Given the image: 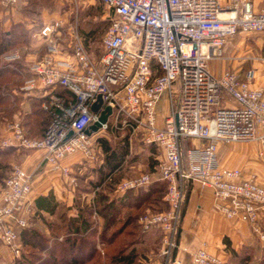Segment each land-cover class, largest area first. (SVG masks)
I'll use <instances>...</instances> for the list:
<instances>
[{
    "label": "built area",
    "instance_id": "obj_1",
    "mask_svg": "<svg viewBox=\"0 0 264 264\" xmlns=\"http://www.w3.org/2000/svg\"><path fill=\"white\" fill-rule=\"evenodd\" d=\"M102 1L109 23L97 59L82 33L61 17L36 32L46 41L45 51L29 64L24 92L42 98L50 121L41 136H30L22 124L12 123L3 145L42 149V164L59 169L75 187V165L65 164L66 156L80 153L84 161H97L98 137L116 128L131 135L142 129L146 142L164 148L163 155L153 171L120 180L115 191L123 194L166 181L168 208H149L138 218L143 231H162V246L149 258L179 263L174 250L187 193L195 183L213 190L219 212L247 221L264 238V183L255 171L223 165L218 154L221 142L257 140L262 144L258 156L264 160V87L254 82L253 69L242 73L227 68L217 75L208 66L209 60L222 57L228 37L264 32V6L254 9L253 0ZM19 2L0 0V8L13 10ZM58 87L71 95L57 92ZM163 94L168 110L159 124ZM99 97L95 111L92 105ZM106 105L112 107L107 120L88 133ZM34 173L15 164L0 184V246L15 256L23 247L20 229L36 214L29 201ZM191 255L194 264H225L205 247Z\"/></svg>",
    "mask_w": 264,
    "mask_h": 264
},
{
    "label": "rangeland",
    "instance_id": "obj_2",
    "mask_svg": "<svg viewBox=\"0 0 264 264\" xmlns=\"http://www.w3.org/2000/svg\"><path fill=\"white\" fill-rule=\"evenodd\" d=\"M34 1H36V5ZM221 1L225 3V0ZM17 6L20 9L15 8L13 10H6L0 8V41L5 31L7 34V31L9 33V31L14 28L20 29V27H18L20 25L23 27L26 26L29 30L28 35H22L26 38L20 39V41H17L14 45H9L0 53V182L3 181V178H7L10 175L15 164L20 163L18 153L28 150L25 147H16L17 149L14 148L9 152V156H5L6 152H3V150L5 151L8 146H4L2 141L6 138L8 133L11 132L9 128L10 125L19 122L28 135H30L29 133L33 135L40 133L39 126L42 124V116H40V114L37 115L35 112L37 108H42V98L39 97L36 99V96H33V94L24 92L25 81L30 77L29 64L35 58L41 56L45 51L46 41L38 37L36 32L46 21L55 17H61L66 24H72L73 27L82 33L83 37L88 29L95 27V36L93 38L91 37L88 41L89 46H87L97 59L103 50L102 37L107 27L105 21L108 19V9L101 0H22V3L20 4L19 2ZM256 54L264 57V32H239L235 36L227 38L223 45L222 57L209 60L208 66L217 75H220L221 72L227 68L238 69L242 73H245L248 69H253L256 76L259 77V81L264 83V60L261 59L260 61H256L255 59L249 58L250 55ZM235 56L237 57L234 58ZM109 132L110 133L107 134L109 136V143L112 147H117L118 149L122 147H119V145L122 144V138L130 137L129 155L123 163L121 170L118 172L119 177H117L116 180L134 177L141 172L150 171L153 167L155 156L158 155L159 151L155 149L152 143L146 142L142 129H138L132 135L131 133L129 134L127 130L121 128L111 129ZM78 160L81 161L77 163L78 167H74V171L77 173L74 185L78 190H82L80 194L83 195L81 198H84V201L89 199L90 203L94 204L96 195L91 183L97 179L96 176H92V174H95V167L94 165H87V168H83L80 171L81 167H79V165H83L85 161L82 157ZM91 162L92 161H90V163ZM95 163L96 165L98 164L97 162ZM110 182L112 183L113 181L111 180ZM110 186L111 188L113 187V185ZM105 189L109 190V187H105ZM84 192L85 194H83ZM156 204L160 207L162 206L160 202H156ZM149 208L148 206L143 207L141 210L134 211V214L138 215ZM129 212V209H124L117 220L119 222L113 225L114 228L111 226L107 229V233L114 229L118 231L114 242L108 243L107 237L109 234L106 233L105 236H102L103 227H100V223L97 222L99 221V212L98 210H94L92 219L96 225V233L92 235L93 239H96L98 254H96L95 259L87 264H124V262H120V260L111 261L110 256L117 251L119 247L124 248V245L129 243L130 239L133 238V235L125 233L130 226L125 227V222H123ZM263 218L264 217H262V219ZM33 220L34 217L30 219V225L33 224ZM45 221L49 220L46 219ZM260 223L264 231V221H260ZM38 229L44 235L50 234L40 227L37 228V230ZM102 237H104L105 240L102 239ZM154 239L153 242L150 241L146 244H137L135 249L140 251V255H144V253L151 248L157 249L159 246L158 237L155 236ZM261 241L262 247L259 244L257 246V250L259 251H255L253 254H249L247 258H244L245 264H264V238H262ZM39 242L44 245V248L37 245L31 247L24 242L25 245L23 243L22 252L19 256H15V254L9 250L13 257V264H16V260L23 256H27L25 257L26 264H52L50 260L51 253L49 254V252L45 250V245L49 243L43 236H40ZM128 251H130V248H127L126 252ZM0 252V264H12V261L7 259L8 257L4 258L1 246ZM59 252L58 250L57 253L60 254ZM34 253H38V259L33 260V256L36 255H32Z\"/></svg>",
    "mask_w": 264,
    "mask_h": 264
},
{
    "label": "crops",
    "instance_id": "obj_3",
    "mask_svg": "<svg viewBox=\"0 0 264 264\" xmlns=\"http://www.w3.org/2000/svg\"><path fill=\"white\" fill-rule=\"evenodd\" d=\"M21 3L22 0H20ZM253 6L256 10L262 8L264 0H253ZM249 57L256 61H260L261 58L257 54L250 55ZM253 73L254 82L264 87V83L259 81L260 79L256 76L254 70ZM227 104L231 105L233 102L227 101ZM167 110L168 99L166 94H163L160 98L157 111L159 124H162ZM106 138L109 139V136L107 135ZM193 142L195 144L200 143L197 139L193 140ZM261 146V142L257 140L221 142L219 143L218 154L223 165L239 166L255 171L259 181L264 183V160L258 156ZM158 149L160 150L158 156L163 155L164 148L158 145ZM98 152L100 151L98 150ZM43 154L44 151L42 149H28L25 152H19L18 157H20L21 164H18L26 169L35 171L32 188L29 193V201L38 212H36V216L34 215L31 226L34 228L40 227L45 232L50 233L49 225L56 227L58 222L61 221L60 227H64L66 223L65 216H77L78 209L74 203L76 199V186L74 187L69 182V179L62 175L59 169L44 166L41 162ZM80 157H82L80 153L68 155L64 158L63 162L76 166L82 160H78ZM95 162L97 161L91 163L90 161H85L83 165H79L81 167L80 171L83 168H87V165L95 166ZM73 174L76 177L77 173ZM92 176H95V174H92ZM114 195H122V193L116 191L110 192L111 197ZM41 196L45 197V199L39 201L43 206L38 202V198ZM56 205V210L51 212V208ZM98 217L99 221L97 222L102 227L105 218L100 213ZM46 219L49 221H45ZM261 221H264V218ZM145 234V240L140 244L153 242L156 235L153 232ZM258 244L262 247L261 239L254 234L251 225L247 221L229 218L215 208L213 190L210 187L195 183L189 188L180 223L178 246L174 253V257H177L179 260L178 264H194L191 253L199 247H205L209 252L221 257L227 264H245L243 258H247L249 254L251 255L255 251H259L257 250ZM151 250L155 249L151 248L149 251ZM1 251L4 254V258L8 257L7 259H10L13 264V257L9 249L2 245ZM159 259L156 256L148 257L145 264H159Z\"/></svg>",
    "mask_w": 264,
    "mask_h": 264
},
{
    "label": "trees",
    "instance_id": "obj_4",
    "mask_svg": "<svg viewBox=\"0 0 264 264\" xmlns=\"http://www.w3.org/2000/svg\"><path fill=\"white\" fill-rule=\"evenodd\" d=\"M35 2L36 1H34V4ZM17 8L20 9L18 6ZM105 22L108 26L109 19H107ZM18 27H20V29L14 28L10 30L9 33L7 31V34L5 31L3 36H1L0 53L9 45H14L17 43V41L19 42L20 39L26 38L23 36L28 35V28L26 26L23 27L22 25ZM95 31L96 28L94 27L88 29L85 32L84 40H86L85 43L88 46V41L91 39V37L93 38L95 36ZM56 90L61 94L68 96L71 95V92L65 88L58 87ZM35 98L37 99L39 97L36 96ZM35 113L42 116V124L40 123L41 125L39 126L40 133L34 135L31 133L29 134L32 136H41L50 121V115L41 107H39V109L37 108V111ZM129 139L130 137L122 138V144L119 145V147H122L118 149L117 147H112L106 137H98V142L101 145V150L99 153L101 154H99V158L97 160L98 164L94 166L95 176L97 179L94 180L93 183H91V185L94 187L93 191L96 195L95 203H90L88 199L84 201V198H81V196L83 195L80 194L82 190L80 191L76 187V199L74 203L76 208L78 209L77 216H65L66 223L64 227L59 226L61 221L58 222V225L56 227H51V225H49L51 231L48 235H44L39 229L37 230V228L32 227L30 225L31 223H29L26 227L20 229L19 231L22 244L25 242L31 247L37 245L44 248V245L39 242L40 236H43L49 243L45 245V250L46 252L48 251L49 254L51 253L50 260L52 264H87L95 259L96 254H98V250L96 248V239H93L92 235L96 233V225L94 224V220L92 219V213L94 212V210H98V212L105 218V221H103L102 224V236H105V234L107 233V229L111 226L114 228L113 225L119 222L117 220L119 219V215L122 213V211L124 209H129L130 212L126 215V219L123 222H125V227L130 226L125 233L133 235V238L130 239L129 243H126L124 245V248L119 247V249L110 256L111 261L120 260V262L123 261L124 264H145L146 258L153 255V253H157L162 246V231L156 227H152L147 231H143L138 218L139 215L144 211H142L138 215H135L134 211L141 210L146 206L150 207V209L154 211L167 209L168 203L165 199L166 181L155 180L147 185L139 187L137 190L131 188L125 191V193H123L122 195H114L113 197L110 196V192L115 191L116 185L120 181L119 179L116 180V178L119 177L118 172L121 170L123 163L126 161L129 155ZM152 144L160 153L158 146L155 143ZM14 148L15 147H7L5 151L3 150V152H6L5 156H9V152ZM157 157L158 155L155 156V161H153V167L150 169V171L154 170V167L158 161ZM75 167L78 166L76 165ZM4 180L5 178H3L2 182H4ZM111 180L113 181L112 183L110 182ZM2 182H0V184ZM110 185H113V187L111 188ZM105 187H109V190L105 189ZM41 199H45V197H39L38 202L41 201ZM156 202H160L162 206H158ZM39 203L41 206H43L41 202ZM56 207L57 205L51 208V212H54L56 210ZM36 212L38 211L36 210ZM117 232L118 231L114 229L111 232L107 233L109 234L107 237L108 243L114 242ZM148 232H153V234L158 237L159 246L155 250L147 251L144 253V255H140V251L135 248L137 247V244L145 240V233ZM102 239L105 240L104 237H102ZM127 248H130V251L126 252ZM176 249L174 250V253L176 252ZM58 250L60 251V254L57 253ZM37 254L38 253L32 254L35 255L33 256V260L39 258ZM23 257H19V259L16 260V264H26L25 257L27 256ZM160 259H162V257H160ZM225 264L227 263L225 262Z\"/></svg>",
    "mask_w": 264,
    "mask_h": 264
},
{
    "label": "water",
    "instance_id": "obj_5",
    "mask_svg": "<svg viewBox=\"0 0 264 264\" xmlns=\"http://www.w3.org/2000/svg\"><path fill=\"white\" fill-rule=\"evenodd\" d=\"M101 102L102 99L99 97V101L93 103L92 109L97 111ZM111 111L112 107L110 105H106L105 109L100 112L98 118L92 124H90L89 128L86 131L88 133H91L92 131H97L99 127H101L102 123L107 120L108 115Z\"/></svg>",
    "mask_w": 264,
    "mask_h": 264
}]
</instances>
